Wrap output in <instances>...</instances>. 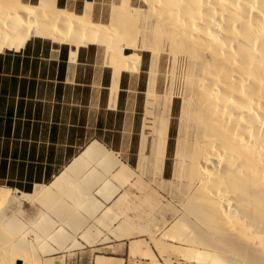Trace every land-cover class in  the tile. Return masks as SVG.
Returning <instances> with one entry per match:
<instances>
[{
  "label": "bare ground",
  "instance_id": "bare-ground-1",
  "mask_svg": "<svg viewBox=\"0 0 264 264\" xmlns=\"http://www.w3.org/2000/svg\"><path fill=\"white\" fill-rule=\"evenodd\" d=\"M144 2L147 10L134 7L131 0H121V9L113 12L110 23L99 24L91 19L92 2L83 14H76L59 7L58 0H38L36 4L0 0V53L19 50L32 38L70 44L74 49L106 45L113 50L118 80L123 71H138L142 56L137 51L148 50L153 56L150 97L156 95L161 54L169 52L173 63L186 61L187 98L177 155L181 185L158 196L159 203L162 200L170 206L166 210L173 216L156 221L161 238L155 241L163 246L165 238H172L180 245L202 246L211 253L202 250L200 257L199 252L195 255L212 264H264V0ZM143 13L153 16L154 26L149 31L153 41L144 37L138 43L136 26ZM124 48L132 52L125 54ZM166 97L169 103L171 96ZM171 108L166 107L160 120L155 163L161 179L165 176ZM115 155L93 142L49 185L36 186L32 193L0 186V264H33L32 260L37 264L31 258L25 232L19 230L21 224L15 216L8 217L1 206L15 210L24 202H39L80 228L83 222L72 209L94 212L107 203L113 208L128 196L103 176L107 166L120 169L118 173L130 168ZM94 195H100V200ZM159 208V212L163 210ZM43 214L36 226L50 239L62 238L57 241L65 244L69 235L61 232L62 228L50 234L55 223Z\"/></svg>",
  "mask_w": 264,
  "mask_h": 264
},
{
  "label": "rangeland",
  "instance_id": "rangeland-1",
  "mask_svg": "<svg viewBox=\"0 0 264 264\" xmlns=\"http://www.w3.org/2000/svg\"><path fill=\"white\" fill-rule=\"evenodd\" d=\"M23 1L30 4L38 2V0ZM85 2L86 0H70V5H66L63 1L61 2L62 6H59L58 0L57 4L71 12H74L71 4H76L77 11L74 13L82 14L85 10ZM120 2L121 0H93L90 11L91 19L99 24H109L113 12L121 9ZM131 4L144 10L148 8V4L144 0H131ZM144 15H147V19ZM153 26L152 14H141L137 20L136 42L139 43L144 37L148 42H152V35L149 31L152 30ZM45 41L52 44L49 40ZM97 46L101 49L102 62L112 65L113 50L106 45ZM124 46L121 44L122 48ZM131 52L130 49L124 50L125 54ZM137 53L142 56L140 71H125L127 80L124 86L123 108L127 112V118L124 120V128L122 130L119 128L110 129L108 126L105 135L103 133L98 134V137L105 141L99 142L106 147L107 151L116 154L117 156H114L116 160L119 158L130 166V168L121 169L119 173L120 169L107 166L106 169L108 170L104 175L102 173L105 179L111 180L121 190L126 191L127 198H124L125 200L121 204L113 208L112 203H107L103 208L95 210V213L87 208L73 207L72 212L83 222V225L81 224L80 228L77 229L64 221L65 219L57 216L54 209L51 210V207H45L39 202H24L15 210L6 205L1 206L8 217L15 216L19 222L16 221L21 224L18 226L19 230L25 232V240L30 246H28L29 249L31 248V258H34L37 264H212L210 260L206 262L198 258L202 250L211 253L209 249H204L202 246L180 245L172 238H165L163 246L155 241L161 238L157 235L156 221L163 217L170 219L173 216L168 209L166 210L170 206L162 200L159 203L158 196L165 195V192L174 191L181 185L178 177L181 164L177 155L181 151L180 131L182 112L187 98L185 79L189 73V66L182 59L173 63L170 53L163 52L159 59L156 95L150 97L147 90L149 73L152 68L151 63L153 62L152 52L143 50L137 51ZM166 96H171L170 104ZM166 107H172V115L165 176L161 179L157 172L155 160L159 153L157 142L160 120ZM108 121L111 122L112 120L109 119ZM99 167L100 169L104 168L103 165ZM110 170L114 171L115 176ZM103 176L98 182L99 185L104 180ZM94 196L98 200L101 198L100 195ZM68 200L66 201L70 203ZM146 202L148 203L146 204ZM152 202H154V206ZM159 207L163 208L160 212ZM43 212L47 214V219L53 220L55 223L54 228H50V234H54L62 228L61 232L64 230L63 233L67 234L66 236L69 235L68 238L73 243L67 238L65 241L67 246H65L66 243L63 244L66 249L62 244L63 247L59 244L62 241L58 243L60 238L55 240L51 238V240L50 236L42 233V228L39 225L36 226L35 223L40 220V215ZM170 214L172 215L170 216ZM122 221L125 222L121 223ZM20 236L14 238L13 241L20 239ZM107 236L110 239L107 242L102 241ZM74 243H77L75 248L71 247ZM40 244L44 246L45 251ZM100 258L103 260L102 262H99ZM32 262L35 264L33 260Z\"/></svg>",
  "mask_w": 264,
  "mask_h": 264
},
{
  "label": "crops",
  "instance_id": "crops-1",
  "mask_svg": "<svg viewBox=\"0 0 264 264\" xmlns=\"http://www.w3.org/2000/svg\"><path fill=\"white\" fill-rule=\"evenodd\" d=\"M126 80L93 44L74 49L32 38L1 52L0 185L26 193L49 185L93 142H105L98 134L108 126L122 130Z\"/></svg>",
  "mask_w": 264,
  "mask_h": 264
},
{
  "label": "trees",
  "instance_id": "trees-1",
  "mask_svg": "<svg viewBox=\"0 0 264 264\" xmlns=\"http://www.w3.org/2000/svg\"><path fill=\"white\" fill-rule=\"evenodd\" d=\"M59 6H62L61 0H59ZM122 95V94H121ZM32 190L27 191V193H30Z\"/></svg>",
  "mask_w": 264,
  "mask_h": 264
},
{
  "label": "water",
  "instance_id": "water-1",
  "mask_svg": "<svg viewBox=\"0 0 264 264\" xmlns=\"http://www.w3.org/2000/svg\"><path fill=\"white\" fill-rule=\"evenodd\" d=\"M86 1L93 2V0H86ZM17 264H22V263L19 261Z\"/></svg>",
  "mask_w": 264,
  "mask_h": 264
}]
</instances>
